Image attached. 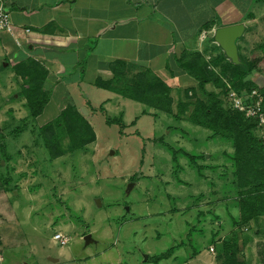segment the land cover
I'll return each mask as SVG.
<instances>
[{
    "label": "rangeland",
    "instance_id": "374dc122",
    "mask_svg": "<svg viewBox=\"0 0 264 264\" xmlns=\"http://www.w3.org/2000/svg\"><path fill=\"white\" fill-rule=\"evenodd\" d=\"M92 78L78 67L63 75L42 113L28 120L13 64L0 50V264H216L210 237L231 234L222 206L231 205L235 191L226 159L231 144L98 89ZM249 78L264 87V73ZM70 104L85 111L95 141L49 160L37 129ZM108 119L120 120L122 129ZM23 123L26 130L12 135ZM257 135L264 139V124ZM164 145L201 156L196 164L202 171L182 154L172 161ZM2 178L10 180L5 188ZM129 183L134 185L126 194ZM215 215L219 220H212ZM242 232L252 241L241 256L262 264L264 221ZM86 234L93 240L87 246ZM56 235L67 243L60 245ZM168 250L170 256L160 259Z\"/></svg>",
    "mask_w": 264,
    "mask_h": 264
},
{
    "label": "crops",
    "instance_id": "0c3cea01",
    "mask_svg": "<svg viewBox=\"0 0 264 264\" xmlns=\"http://www.w3.org/2000/svg\"><path fill=\"white\" fill-rule=\"evenodd\" d=\"M0 2L13 34L0 33L2 54L13 67L24 59L38 62L48 74L44 87L51 91L74 68L80 69V75L91 71L93 83L98 77H110L109 63L123 61L159 77L176 100L177 91L195 83L178 69L174 58L196 51L210 60L217 53L213 46L218 47L212 38L215 30L244 27L236 40L238 58L259 56L256 47L264 43V0ZM206 23L212 24L208 31L203 29ZM219 52L224 55L220 48ZM260 69L252 74L264 73L262 65Z\"/></svg>",
    "mask_w": 264,
    "mask_h": 264
},
{
    "label": "trees",
    "instance_id": "16d2710c",
    "mask_svg": "<svg viewBox=\"0 0 264 264\" xmlns=\"http://www.w3.org/2000/svg\"><path fill=\"white\" fill-rule=\"evenodd\" d=\"M211 27L212 24L206 23L203 29L208 31ZM212 50L217 53L208 61L196 51L182 52L174 58L178 69L195 83L194 87L177 91L176 100L171 96V88L159 77L149 70H136L132 64L123 61L109 63L110 77L96 78L93 86L171 116L176 121L182 120L205 129L210 133L208 139L220 138L231 144L232 152L226 154V159L230 163L231 183L235 191L231 205H222L229 219L231 234L217 239L218 234L214 232L209 244L214 247L216 264H250L241 254L252 241V235L242 230L256 228L264 221V139L257 135L258 118H247L244 113L233 109L228 95L234 92L244 104L254 105L257 98L251 93L256 90L260 93V111L264 114V87L258 88L249 78L252 72L261 70L260 65L264 67V43L256 47L259 56L250 59L239 57L237 65L228 61L218 47L213 46ZM13 73L21 81L18 97L24 100L28 120L37 118L51 94V90L44 87L47 71L38 62L24 59L13 67ZM146 114V111L142 112V115ZM107 123H115L120 129L123 127L120 120L108 119ZM25 130L26 123H23L11 134L17 135ZM37 135L49 160L81 152L95 141L92 127L71 104L64 107L56 119L39 127ZM2 139L0 132V143ZM158 143L162 144V141ZM164 146L171 153L172 161L175 162L177 154H182L197 172L202 171L203 167L196 164L201 156ZM0 150L4 151L3 144H0ZM3 157L7 158V155L4 153ZM130 180L135 182L137 178L133 176ZM9 181L2 178V186L5 188ZM198 215L204 216L201 212ZM214 219L219 220V216H213ZM253 235H258L257 230ZM171 252L168 250L160 259L169 257ZM260 252L264 264V249ZM197 253L194 251L193 255Z\"/></svg>",
    "mask_w": 264,
    "mask_h": 264
},
{
    "label": "water",
    "instance_id": "95a60500",
    "mask_svg": "<svg viewBox=\"0 0 264 264\" xmlns=\"http://www.w3.org/2000/svg\"><path fill=\"white\" fill-rule=\"evenodd\" d=\"M244 27L242 25L228 26L217 29L213 32L212 38L217 46L223 51L225 57L232 64H239V58L237 55L236 40H238L243 34ZM82 114H86L85 111H82ZM112 153V152H111ZM133 183H129L126 188V194L129 193L133 187ZM96 203L99 205V201L96 200ZM125 211L128 212V208H125ZM84 245L87 246L90 243H93L90 234H86L82 238ZM146 256H143V260H146ZM56 261V260H55Z\"/></svg>",
    "mask_w": 264,
    "mask_h": 264
},
{
    "label": "built area",
    "instance_id": "2783aa9c",
    "mask_svg": "<svg viewBox=\"0 0 264 264\" xmlns=\"http://www.w3.org/2000/svg\"><path fill=\"white\" fill-rule=\"evenodd\" d=\"M0 33H6L12 36V30L9 22V15L5 10V7L0 2ZM251 96L257 98L254 105L244 104L242 98L238 97L235 93L230 92L228 95L229 102H231V106L233 109L238 110L239 112L244 113V115L249 117H257L259 121V125L264 124V114L260 111V102L261 99L255 92L251 93ZM54 240L59 242L60 245H64L67 243V240L63 238L61 235H56ZM212 250V248H211Z\"/></svg>",
    "mask_w": 264,
    "mask_h": 264
}]
</instances>
